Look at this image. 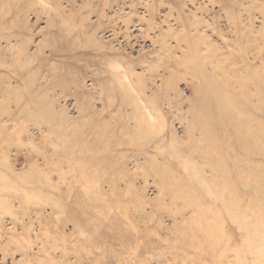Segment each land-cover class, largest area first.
Segmentation results:
<instances>
[{"label":"rangeland","instance_id":"1","mask_svg":"<svg viewBox=\"0 0 264 264\" xmlns=\"http://www.w3.org/2000/svg\"><path fill=\"white\" fill-rule=\"evenodd\" d=\"M0 264H264V0H0Z\"/></svg>","mask_w":264,"mask_h":264}]
</instances>
